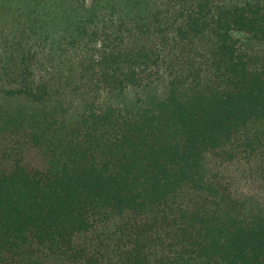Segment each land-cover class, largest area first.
I'll list each match as a JSON object with an SVG mask.
<instances>
[{
  "label": "trees",
  "instance_id": "obj_1",
  "mask_svg": "<svg viewBox=\"0 0 264 264\" xmlns=\"http://www.w3.org/2000/svg\"><path fill=\"white\" fill-rule=\"evenodd\" d=\"M0 264H264V0H0Z\"/></svg>",
  "mask_w": 264,
  "mask_h": 264
}]
</instances>
